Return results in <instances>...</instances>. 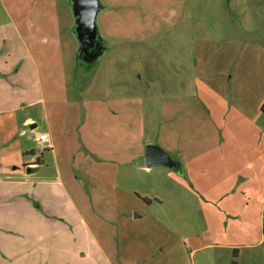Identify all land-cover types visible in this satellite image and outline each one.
I'll use <instances>...</instances> for the list:
<instances>
[{
	"label": "rangeland",
	"instance_id": "obj_1",
	"mask_svg": "<svg viewBox=\"0 0 264 264\" xmlns=\"http://www.w3.org/2000/svg\"><path fill=\"white\" fill-rule=\"evenodd\" d=\"M100 1L98 49L85 56L71 0H0V48L32 52L35 61L21 65L30 68L28 96L37 97L41 81L47 111L52 117L55 103L56 129L63 126L54 155L34 140V133L48 131L43 104L27 106L19 113L38 124L33 133L24 126L21 141L42 157L48 179L60 170L100 222L107 207L140 215L161 208L173 226L155 230L162 236L157 253L165 257L158 264H251L257 251L264 264V244L247 249L244 263L226 245H206L228 243L236 231L226 217V193L237 187L229 182L228 160L212 162L217 167L210 165V172H192L187 182L182 167L143 168L148 143L182 163L200 155L222 160L230 154L228 141L255 140L250 128L264 126V0ZM214 95L232 106H218L215 118L203 100ZM259 225L248 236L259 239L264 221ZM141 228L142 235L152 232Z\"/></svg>",
	"mask_w": 264,
	"mask_h": 264
},
{
	"label": "crops",
	"instance_id": "obj_2",
	"mask_svg": "<svg viewBox=\"0 0 264 264\" xmlns=\"http://www.w3.org/2000/svg\"><path fill=\"white\" fill-rule=\"evenodd\" d=\"M26 58L34 60L27 48L25 52L13 47L0 48V264H145L147 260L149 264H158L165 257L157 253L155 245L158 240L162 241V236L157 237L155 230L173 226L168 215H159L161 208L157 209L158 214L146 211L140 215L124 206L107 207L105 221L100 222L99 215L91 206L79 202L77 193L81 192L67 186L60 170H57L56 178L48 179L40 170L42 157L34 147H27L21 141L20 136L26 135L24 126L30 125L33 133L38 124L31 123L37 120L35 116L19 113L30 105L43 104L40 118L46 121L48 131L34 133V140L37 141L39 134L47 133L48 139L44 144L54 155L58 142L55 133L58 135L63 127L56 129V104L53 105L52 117L47 111L41 81L37 83V97L29 98L30 68L21 66L24 65L22 59ZM34 65L37 70L38 65ZM203 100L209 102L207 111L214 118L216 113H221L218 106L223 109L232 107L226 98L219 99L215 95L206 96ZM221 100L223 103L220 104ZM261 111L264 113V106ZM250 131L255 140L228 141L226 148L230 149V154H222V160L215 155L212 159L200 155L191 161L180 162L186 176L183 181L186 182L192 177V172H210V165L217 167L212 162L224 164L222 161L228 160L232 165L229 182L237 187L226 193L230 213L226 217L231 221L230 228L233 224L236 230L234 238L228 243L217 240L206 245H226L239 261L243 259V263L247 249L264 244L263 233L259 239L248 236L254 229L253 224L262 225L264 221V126L250 128ZM241 137L243 139L242 134ZM69 143L72 140H68ZM186 147L190 150V145ZM143 168L150 169L147 166ZM58 196L63 203L57 200ZM143 224L149 225L152 232L145 230L142 235ZM143 237L149 239L143 241ZM255 253L251 264H262L258 251Z\"/></svg>",
	"mask_w": 264,
	"mask_h": 264
},
{
	"label": "water",
	"instance_id": "obj_3",
	"mask_svg": "<svg viewBox=\"0 0 264 264\" xmlns=\"http://www.w3.org/2000/svg\"><path fill=\"white\" fill-rule=\"evenodd\" d=\"M75 19V32L79 41V52L85 56L93 55L99 44L98 12L100 0H71ZM146 166H166L177 171L180 162L170 152L157 143H148L145 148Z\"/></svg>",
	"mask_w": 264,
	"mask_h": 264
},
{
	"label": "built area",
	"instance_id": "obj_4",
	"mask_svg": "<svg viewBox=\"0 0 264 264\" xmlns=\"http://www.w3.org/2000/svg\"><path fill=\"white\" fill-rule=\"evenodd\" d=\"M48 139L47 133H41L37 136V141L40 145H43L44 142Z\"/></svg>",
	"mask_w": 264,
	"mask_h": 264
}]
</instances>
